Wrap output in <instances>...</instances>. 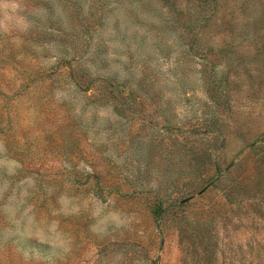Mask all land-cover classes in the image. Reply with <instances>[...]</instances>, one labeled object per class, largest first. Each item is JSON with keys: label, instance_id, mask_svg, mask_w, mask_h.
<instances>
[{"label": "rangeland", "instance_id": "374dc122", "mask_svg": "<svg viewBox=\"0 0 264 264\" xmlns=\"http://www.w3.org/2000/svg\"><path fill=\"white\" fill-rule=\"evenodd\" d=\"M0 264H264V0H0Z\"/></svg>", "mask_w": 264, "mask_h": 264}]
</instances>
